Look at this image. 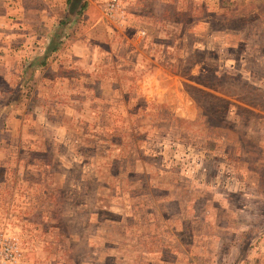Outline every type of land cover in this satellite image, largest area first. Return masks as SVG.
Returning a JSON list of instances; mask_svg holds the SVG:
<instances>
[{
  "label": "rangeland",
  "instance_id": "obj_1",
  "mask_svg": "<svg viewBox=\"0 0 264 264\" xmlns=\"http://www.w3.org/2000/svg\"><path fill=\"white\" fill-rule=\"evenodd\" d=\"M87 21L33 83L41 53L2 24L0 237L19 264H264V0Z\"/></svg>",
  "mask_w": 264,
  "mask_h": 264
},
{
  "label": "crops",
  "instance_id": "obj_2",
  "mask_svg": "<svg viewBox=\"0 0 264 264\" xmlns=\"http://www.w3.org/2000/svg\"><path fill=\"white\" fill-rule=\"evenodd\" d=\"M86 1L82 0L80 8L74 15L69 16L71 0H0V37L9 35V31L3 30L4 24V27H8L14 34L18 32L19 35L27 36L26 42L22 44H28L27 41L32 38L34 46L32 45L30 49L41 53L37 54L35 62L31 65L29 78H32V83L38 70L44 69L47 57L59 49L67 19L72 20L83 14L88 20L86 23L93 26L100 21H109L103 14L104 4L95 7L94 3L86 4ZM87 7L89 11L82 13ZM55 37L57 38L54 39ZM2 47L7 49L9 46L0 38V49Z\"/></svg>",
  "mask_w": 264,
  "mask_h": 264
},
{
  "label": "built area",
  "instance_id": "obj_3",
  "mask_svg": "<svg viewBox=\"0 0 264 264\" xmlns=\"http://www.w3.org/2000/svg\"><path fill=\"white\" fill-rule=\"evenodd\" d=\"M125 0H107L103 7V14L112 19L121 8ZM20 252L14 239L0 237V264H19Z\"/></svg>",
  "mask_w": 264,
  "mask_h": 264
},
{
  "label": "water",
  "instance_id": "obj_4",
  "mask_svg": "<svg viewBox=\"0 0 264 264\" xmlns=\"http://www.w3.org/2000/svg\"><path fill=\"white\" fill-rule=\"evenodd\" d=\"M82 3V0H71L70 6H69V16H72L75 14V12L80 8Z\"/></svg>",
  "mask_w": 264,
  "mask_h": 264
},
{
  "label": "trees",
  "instance_id": "obj_5",
  "mask_svg": "<svg viewBox=\"0 0 264 264\" xmlns=\"http://www.w3.org/2000/svg\"><path fill=\"white\" fill-rule=\"evenodd\" d=\"M57 37H55L54 39H56ZM56 41V40H55ZM53 46V45H52ZM50 52H52V51H50ZM48 54H49V52H48Z\"/></svg>",
  "mask_w": 264,
  "mask_h": 264
}]
</instances>
